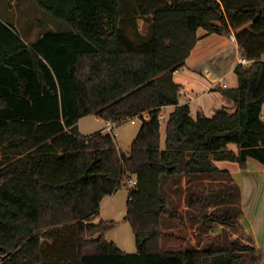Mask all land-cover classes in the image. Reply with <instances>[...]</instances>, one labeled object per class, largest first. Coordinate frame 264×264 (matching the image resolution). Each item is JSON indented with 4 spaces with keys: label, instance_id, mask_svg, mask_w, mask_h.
I'll list each match as a JSON object with an SVG mask.
<instances>
[{
    "label": "trees",
    "instance_id": "trees-1",
    "mask_svg": "<svg viewBox=\"0 0 264 264\" xmlns=\"http://www.w3.org/2000/svg\"><path fill=\"white\" fill-rule=\"evenodd\" d=\"M34 1L68 29H44L28 43L0 17V264L262 259L250 237L216 248L184 239L166 247L163 238L167 219H182L168 207V193L182 188L189 205L213 207L199 213L203 219L240 226L239 186L216 161L244 165L252 157L264 165V0H132L130 8L119 0ZM137 15L149 19L146 33ZM213 33H233L250 63L235 65L236 86L217 87L229 105L193 116L179 103L173 73ZM167 105L174 107L162 146L159 115ZM143 112L149 118L127 153L114 134L84 135L77 126L87 114L118 126ZM133 176L126 219L136 251L127 252L105 237L116 221L92 219Z\"/></svg>",
    "mask_w": 264,
    "mask_h": 264
},
{
    "label": "rangeland",
    "instance_id": "rangeland-1",
    "mask_svg": "<svg viewBox=\"0 0 264 264\" xmlns=\"http://www.w3.org/2000/svg\"><path fill=\"white\" fill-rule=\"evenodd\" d=\"M131 1L119 0V4L121 8H127L128 6L130 8V4H127L131 3ZM0 17L15 24L21 32L31 29L30 31L35 33L37 29L54 27V24L57 26L55 30L60 28L63 30L62 27L68 28L66 23L55 20L46 14L34 0H0ZM137 23L138 31L142 33L148 31L149 19L137 15ZM199 32L202 33L204 31L202 28H199ZM216 57H220V60L216 64L214 62L211 64H213V67L220 64L222 66L220 73H224L237 63L240 54L236 53L234 43L231 42V44L211 58L214 60ZM214 74L212 73L211 76H218ZM223 81L226 84H230V77H223ZM221 105V103L217 104V106ZM169 111L162 112L165 114L163 122L160 123L162 146L164 145L165 137V119ZM140 125V120H136L134 123L125 121L114 128V139L117 147L121 151L126 153L129 151L131 142L137 134ZM77 126L82 134L87 135L105 127V121L97 118L95 114H87L78 120ZM184 184H186V181L182 179V185L184 186ZM129 186L130 184L124 179L111 196H106L101 203L102 208L93 217L92 222H98L99 220L116 221V225L105 233L106 239L114 242L124 251L134 252L136 251L135 237L126 219V201ZM185 190V188H182L180 195H176L173 192L168 193V207L180 213L182 219L171 216L165 222L166 229L163 241L166 247L177 248L182 243V239H184L183 244L196 245L197 247L211 245L216 248L226 246L230 241L234 240L241 243H250L249 236L241 224L239 227H235L232 224L216 223L213 220L203 219L199 213L205 212L207 214L212 211L213 207H203L199 202H195L194 205H189L186 202ZM238 220L240 223L241 215L238 217ZM250 257L249 254H244L238 264H264L262 259L252 261Z\"/></svg>",
    "mask_w": 264,
    "mask_h": 264
},
{
    "label": "crops",
    "instance_id": "crops-1",
    "mask_svg": "<svg viewBox=\"0 0 264 264\" xmlns=\"http://www.w3.org/2000/svg\"><path fill=\"white\" fill-rule=\"evenodd\" d=\"M13 25L22 39L28 43L34 41L39 34L43 33L44 29L55 30L57 27L54 24V27L35 29L36 32L32 33L31 29L21 32L15 24ZM62 28L63 30L68 29L67 27ZM203 34L204 32L200 33L198 29V35ZM229 44H231L229 35L213 33L202 36L192 48L185 65L173 73L174 80L179 83L180 89L184 92V94H179V103L187 102L193 116L197 113L211 114L215 108L219 107L217 106L218 103L229 105L216 89L221 83H225L223 77L226 76L230 77V84L225 83L226 87L236 86L234 67L237 63L224 73H220L222 71L220 64L214 67L211 64L213 62L216 64L220 60V57H216L214 60L211 57L222 51ZM234 49L239 54L236 43H234ZM212 73L218 76L212 77ZM173 107V105L164 106L162 112L164 113L168 110L171 112ZM97 118L99 117L97 116ZM100 130L107 132L105 127ZM230 148L236 149L235 145H230ZM216 164L219 168L227 169L229 176L239 186L240 207L242 210L240 224L250 237L251 244L257 249L264 251V165L252 157H247L244 165L229 160L216 161ZM100 208H102V204ZM262 260L264 263V257Z\"/></svg>",
    "mask_w": 264,
    "mask_h": 264
},
{
    "label": "built area",
    "instance_id": "built-area-1",
    "mask_svg": "<svg viewBox=\"0 0 264 264\" xmlns=\"http://www.w3.org/2000/svg\"><path fill=\"white\" fill-rule=\"evenodd\" d=\"M229 39H230L231 42H234V43L237 44L235 35L233 33H230ZM237 63H239V64H248V63H250V60L245 58V57H243V56H240L238 58V60H237ZM220 86L226 87V84L225 83H221ZM179 94H184V92L181 89H179ZM148 118H149L148 114L143 112V113H141L139 115H136V116L128 118L127 121H129L130 123H134L136 120L142 121V120H146ZM164 118H165L164 114L161 113L159 115V122L160 123L163 122ZM262 118L264 119V107H263V110H262ZM115 127H116V124L114 122H111V121H106L105 122V130L107 132H110V133L114 134V128ZM128 183L130 185H134L136 183V178L133 176L131 179L128 180Z\"/></svg>",
    "mask_w": 264,
    "mask_h": 264
}]
</instances>
